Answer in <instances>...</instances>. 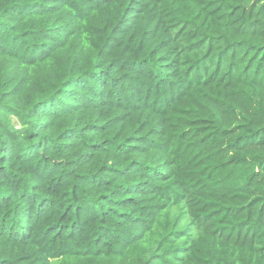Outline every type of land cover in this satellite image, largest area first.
Segmentation results:
<instances>
[{"label": "trees", "instance_id": "trees-1", "mask_svg": "<svg viewBox=\"0 0 264 264\" xmlns=\"http://www.w3.org/2000/svg\"><path fill=\"white\" fill-rule=\"evenodd\" d=\"M0 264H264V0H0Z\"/></svg>", "mask_w": 264, "mask_h": 264}]
</instances>
